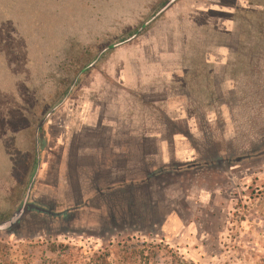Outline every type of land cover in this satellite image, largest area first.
<instances>
[{"label":"rangeland","instance_id":"1","mask_svg":"<svg viewBox=\"0 0 264 264\" xmlns=\"http://www.w3.org/2000/svg\"><path fill=\"white\" fill-rule=\"evenodd\" d=\"M168 1L0 0V223L37 156L49 213L0 232L19 264H264V0H177L81 72Z\"/></svg>","mask_w":264,"mask_h":264},{"label":"water","instance_id":"2","mask_svg":"<svg viewBox=\"0 0 264 264\" xmlns=\"http://www.w3.org/2000/svg\"><path fill=\"white\" fill-rule=\"evenodd\" d=\"M177 0H169L149 21H147L146 23H144L140 29H138V31L132 36L130 37L129 39L125 40V41H122L120 43H117V44H114V45H111L107 48H105L98 56L97 58L92 62L90 63L85 69H83L81 72L85 71L86 69L92 67L94 65V63L96 62V60L100 57V55L102 53H104L105 51H108L110 49H113V48H116L126 42H129L131 41L132 39H134L136 37V35L138 33H140V31H142L151 21H153L156 17H158L162 12L166 11V9H168L173 3H175ZM76 80L73 82L72 86L75 84ZM55 108H53L50 112L54 111ZM45 122V119H43L40 124H39V129L40 127L44 124ZM38 129V130H39ZM39 163H40V158L37 156V167H36V170H35V173L32 177V179L29 181L28 183V186H27V190H26V194L23 198V201L20 205V207L17 208V210L11 215V217L7 220V221H4V222H1L0 223V232H10V230L14 227H16L20 221V219L23 217V215H25L27 212L29 211H36V212H39V213H46V214H49L46 210L44 209H41L31 203H28V199H29V194H30V191H31V188H32V185L34 183V179H35V176H36V173L38 171V166H39Z\"/></svg>","mask_w":264,"mask_h":264},{"label":"trees","instance_id":"3","mask_svg":"<svg viewBox=\"0 0 264 264\" xmlns=\"http://www.w3.org/2000/svg\"><path fill=\"white\" fill-rule=\"evenodd\" d=\"M25 249V247H24ZM28 249V248H26ZM10 250V253H9ZM32 250V249H31ZM50 252L54 253L56 252V248H54V246L50 247ZM66 251L62 252V254L64 255ZM30 253V252H29ZM25 254H27L25 252ZM20 259V255L19 253H17V251H15L12 247H10V249L6 247H2L0 245V264H19L18 261ZM23 262H25L26 264H28V260H26L25 258L22 260Z\"/></svg>","mask_w":264,"mask_h":264},{"label":"crops","instance_id":"4","mask_svg":"<svg viewBox=\"0 0 264 264\" xmlns=\"http://www.w3.org/2000/svg\"><path fill=\"white\" fill-rule=\"evenodd\" d=\"M242 4V3H241ZM227 24H228V22L226 23V26H227ZM230 24V23H229ZM153 70H155L157 73H158V69H153ZM156 73V74H157ZM159 74V73H158ZM72 114H73V112H72ZM96 114V111H95V109H92V110H89V112H88V114H87V120L89 121V117H91V116H94ZM81 118V117H80ZM73 123H74V121H73V119L72 118H70L69 119V124L70 125H73ZM177 140V139H176ZM181 145H182V143H180ZM181 145H179V146H181ZM181 147H183V146H181ZM181 147H177L178 149H177V151L178 150H181V149H179V148H181ZM186 148V147H185ZM61 155L63 156L64 155V149L61 151Z\"/></svg>","mask_w":264,"mask_h":264}]
</instances>
